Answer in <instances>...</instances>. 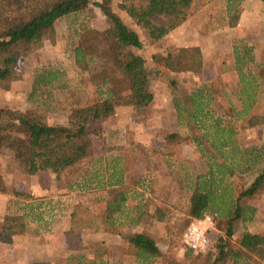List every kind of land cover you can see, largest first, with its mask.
<instances>
[{"label": "trees", "instance_id": "trees-1", "mask_svg": "<svg viewBox=\"0 0 264 264\" xmlns=\"http://www.w3.org/2000/svg\"><path fill=\"white\" fill-rule=\"evenodd\" d=\"M243 1L226 0L230 28L239 25ZM90 3L112 23L104 31L84 29L73 49L74 67L83 75L82 83L95 88L96 96L72 107L66 123L61 125L50 124L43 114L15 107L2 109L0 154L12 151L28 175L50 173L65 183L77 199L72 223L82 225L83 230L109 233L112 241L129 248L144 264H152L155 259H161L163 264L186 263L177 262L171 254L162 252L152 234L132 233L128 227L140 226L151 231L157 225L167 228L171 220L182 215L193 222L210 215L218 228L225 225V234L218 236L212 252L202 255L186 247V258H194L196 262L200 256L210 257L217 250L215 264H264V235L244 227L245 222L254 218L257 209L243 205L244 200L264 194V168L256 169L251 187L238 196L230 181L243 164L237 159L243 152L231 148L233 138L239 134L236 119L245 120L248 128L264 125V112H253L264 85V61L256 59L252 47L235 50L238 76L235 88L238 87L242 101L240 111L232 106L224 116L215 115L211 106L214 94L208 87H200L182 98L187 104L174 100L179 123L188 122L199 133L203 130L202 145L211 155L201 162L205 168L202 172L180 158L170 162L173 167L170 174L180 185L175 205L169 206L138 192L144 180L140 174L135 177L130 173L124 147L104 143L98 149L94 143L99 133L96 125L102 127V132L104 125L116 118L118 109L129 107L141 112L149 106L152 71L143 58L132 52L143 47L135 27L163 38L195 15L201 4L199 0H0V91L11 90L12 75L20 61L44 47L46 31L54 35L59 19ZM123 13L133 26L124 20ZM205 65L200 47H183L174 59L172 72L199 74ZM58 78L53 73L41 76L34 91L49 87ZM207 138L211 139L209 146L205 144ZM179 139V132L164 137L167 142L180 143ZM153 151L160 156L159 150ZM231 152L234 156L230 158ZM176 166L179 172L174 171ZM5 189L0 181V192ZM16 195L25 196L17 192ZM240 222L241 231L237 229ZM27 231L25 215H7L0 230V244L10 247L15 236L25 235Z\"/></svg>", "mask_w": 264, "mask_h": 264}, {"label": "rangeland", "instance_id": "rangeland-1", "mask_svg": "<svg viewBox=\"0 0 264 264\" xmlns=\"http://www.w3.org/2000/svg\"><path fill=\"white\" fill-rule=\"evenodd\" d=\"M199 3L201 4L191 19L163 38L154 36L151 31L135 27L143 47L133 49L132 52L143 58L152 71L148 86L149 106L141 112H135L129 107L120 108L116 118L104 125L102 132L100 130L102 127L96 125L99 133L94 138L98 149H101L104 143L124 147L127 150L125 155L128 156L124 158L131 170L130 173L135 177L140 174L144 180L138 192L146 197L152 196L169 206L175 205L180 195L178 181L169 176L170 169L173 170L170 162L179 156H186L192 160L199 157L196 152L199 150L194 145L186 143L179 146L175 142L164 141V137L172 132H180L184 139L189 137V133L193 134L191 129L194 126L188 122L181 125L178 119L176 120L175 98L183 101L185 99L182 98L192 95L196 89L208 87L214 94L211 106L215 115L224 116L232 106L240 111L242 101L239 98L238 87L235 88V83L238 81L235 71V50L243 49L245 46L252 47L256 59L260 62L264 61V0L243 1V13L236 28H230L228 25L226 0H199ZM122 15L124 20L133 26L130 18L124 13ZM111 27L110 20L94 3L59 19L55 24L54 35L50 30L45 32L44 47L20 61L12 75L11 90L0 91V111L15 107L27 112L43 114L52 125L66 123L72 107L96 96L95 88L85 86L82 83L83 75L74 67L73 49L79 40V34L87 28L104 31ZM193 46L202 49L206 61L204 70L199 74L173 73L172 64L178 51L183 47ZM52 73L59 77L58 80L49 87L38 92L34 91L36 81L41 76ZM258 94V101L253 108V112L257 114L264 112V85ZM236 120L243 142L246 121ZM261 132V130L257 133L253 132V138L261 136ZM206 142L205 144L209 146L211 139L207 138ZM154 149L159 150L160 156L154 153ZM201 150V160L197 162L200 172L205 170L204 163L201 162L211 157L205 146L202 145ZM169 154L172 155V159L167 157ZM259 167L264 168V162L256 166L242 164L237 174L230 178L237 196L251 187L255 180V171ZM177 170L179 172V167L176 166L174 171ZM26 173L28 174L25 167L15 160L12 151L7 150L0 154V181L6 188L3 193L12 195L15 190L26 189L29 183L23 182ZM251 204L260 209L255 213L251 227L255 231H262L264 230V194L243 201L244 206L252 207ZM3 219L0 221V230ZM192 223L193 220L182 215L171 220L167 228L164 225H157L153 231L144 228L138 231L143 230L152 234L157 239L162 252H168L177 262L215 264L219 255L217 250L210 257L200 256L196 262L193 261L194 258L185 257L187 248L183 243V234ZM81 226L73 224L67 233L76 254H79V250L88 242L85 229L83 230ZM224 228L225 225L220 229L214 222L213 231L210 233L213 243L217 241L218 236L225 234ZM237 229L239 231L243 229L241 222L237 223ZM132 233L137 231L132 230ZM28 245L30 243L20 244L15 251L14 241L10 247L0 244V264H23L33 258V255L40 250L34 251ZM26 246L29 248L27 249ZM112 250L131 258V260L125 258V264L137 262L144 264L143 260L136 258L131 254L130 249L122 246L121 243L114 242ZM34 261L51 264L40 260ZM152 262L163 264L161 259Z\"/></svg>", "mask_w": 264, "mask_h": 264}, {"label": "crops", "instance_id": "crops-1", "mask_svg": "<svg viewBox=\"0 0 264 264\" xmlns=\"http://www.w3.org/2000/svg\"><path fill=\"white\" fill-rule=\"evenodd\" d=\"M191 130L193 134L189 133L190 139L189 137L184 139L180 135V143L177 144L179 146L186 143L194 145L199 150L196 151L199 157L193 160L186 156H179V158L183 163L189 162L198 167L197 162L201 160L202 154L200 151H202L201 146L204 139L201 138L202 134L201 132L199 133V130L197 131L193 127ZM238 130L239 134L234 137L235 139L233 138V145L231 147L243 152L241 155L235 153L238 154L237 159H244L243 164H262L264 162V137H262L264 125L254 128H248L245 125L244 130L246 131L243 142L241 130ZM260 130L262 131L261 136L253 138V132L257 133ZM199 138L201 141H199ZM227 151L230 152V149L227 148ZM228 155L231 158L234 156V152ZM167 157L172 159V155L170 154ZM169 176L172 175L169 173ZM172 178L175 177L172 176ZM25 181L29 182L26 189L20 188L15 190L17 193L25 194L24 197L16 195V192H13L12 195L0 192V221L7 215H25L28 221L27 233L14 237V250L16 251L20 244L25 243H30L31 246H28L32 247L34 251L40 250L37 254L33 255V258L31 257L28 259L29 261L27 260L23 264L34 260L45 261L51 264H74L75 262V264H125V258H129L127 257L128 255H121L113 251L112 244L114 241L111 240L112 238L109 233L103 230L94 231L85 228L88 242L79 250L80 253L76 254L67 236L73 225L72 213L77 203L75 194L70 192L63 182L57 181L55 176L50 173L40 172L35 175H28L26 173L23 182ZM251 205L253 208L256 207L253 204ZM256 209L259 212L260 209ZM254 220L245 222L244 227L252 232L264 235V230L258 232L251 227ZM128 228L131 232L132 230L137 231V233L143 232V230L138 231V229L143 228L140 226H129ZM131 257L133 258V256ZM129 259L131 260V258Z\"/></svg>", "mask_w": 264, "mask_h": 264}, {"label": "built area", "instance_id": "built-area-1", "mask_svg": "<svg viewBox=\"0 0 264 264\" xmlns=\"http://www.w3.org/2000/svg\"><path fill=\"white\" fill-rule=\"evenodd\" d=\"M214 228L212 216L206 215L200 220L193 222L183 234L184 245L192 251L206 255L214 250V243L210 233Z\"/></svg>", "mask_w": 264, "mask_h": 264}]
</instances>
